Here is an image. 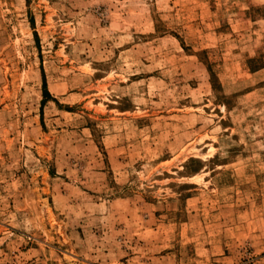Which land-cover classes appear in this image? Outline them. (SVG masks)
I'll return each mask as SVG.
<instances>
[{
	"label": "rangeland",
	"instance_id": "374dc122",
	"mask_svg": "<svg viewBox=\"0 0 264 264\" xmlns=\"http://www.w3.org/2000/svg\"><path fill=\"white\" fill-rule=\"evenodd\" d=\"M0 264H264V0H0Z\"/></svg>",
	"mask_w": 264,
	"mask_h": 264
},
{
	"label": "trees",
	"instance_id": "16d2710c",
	"mask_svg": "<svg viewBox=\"0 0 264 264\" xmlns=\"http://www.w3.org/2000/svg\"><path fill=\"white\" fill-rule=\"evenodd\" d=\"M47 95V94H46Z\"/></svg>",
	"mask_w": 264,
	"mask_h": 264
}]
</instances>
